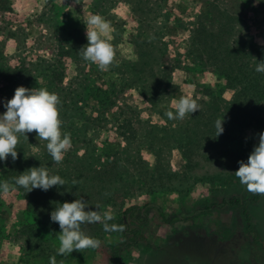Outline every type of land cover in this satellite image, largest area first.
<instances>
[{
	"label": "rangeland",
	"instance_id": "1",
	"mask_svg": "<svg viewBox=\"0 0 264 264\" xmlns=\"http://www.w3.org/2000/svg\"><path fill=\"white\" fill-rule=\"evenodd\" d=\"M7 1L12 20L0 21V74L19 67L29 72L0 93V115L20 86L58 94L62 132L71 134L72 148L50 169L88 164L83 172L90 178L116 164L108 185L112 194L99 210L111 211L109 224H118L132 205L152 204L185 218L233 196L249 203L246 214L238 207L216 208L174 224L148 209L146 242L124 250L118 264H264V195L248 192L234 175L264 133V101L256 125L234 128L224 146L194 147L201 112L235 94L194 58L191 46L193 23L212 0ZM236 2L244 7L250 39L264 50V0ZM92 14L112 28L109 42L118 66L108 71L79 54L88 44L84 23ZM163 65L169 80L162 79ZM181 96L196 98L201 111L169 120L165 114H175L171 101ZM27 135L18 143L25 147L19 151L24 165L40 157L47 142L35 132ZM9 162L0 161V176ZM60 197L49 191L43 210L55 211ZM96 225L99 248L60 256L59 234L39 223L22 194H0V264H50L53 256L57 264H110L121 234Z\"/></svg>",
	"mask_w": 264,
	"mask_h": 264
},
{
	"label": "trees",
	"instance_id": "2",
	"mask_svg": "<svg viewBox=\"0 0 264 264\" xmlns=\"http://www.w3.org/2000/svg\"><path fill=\"white\" fill-rule=\"evenodd\" d=\"M233 1L212 0L206 2L205 10L193 23L191 46L194 58L209 67L214 73L222 76L228 89L235 90L231 101L218 102L216 99L211 108L201 112L198 131L194 134V139L198 138L194 147L224 146V141L228 140V134L234 128L251 127L260 120L261 102L264 101V73H258L255 69L259 62H264V50L250 39V34H248L250 30L247 21L244 19L243 5L236 0ZM7 2V0H0V21L12 20V9L7 7ZM141 68L147 69V65L143 64ZM26 72H29L26 67L2 71L0 74V93L5 92L15 82V78L23 77ZM150 72L153 78L158 77L156 70H150ZM161 74L163 80L171 78L167 67L164 65ZM217 119L224 120V132L219 136L216 135L215 129ZM46 145L47 142H44L41 147L42 155L31 157L28 162H25L26 165L23 164L22 157L19 155L20 149L25 147L18 145V159L13 162L11 156L8 157L10 162L0 177L3 181L14 183V178L27 170L44 166L49 170L50 175H59L64 179L66 183L63 187L54 186L46 192L41 189H34L28 193L22 187L17 189L22 194L28 210L37 216L39 223L45 229L50 230L53 235H58L61 232L59 224L52 222L51 213L45 212L42 208L47 200L48 192L51 191L53 194L60 195L62 204L82 198L89 205L85 209L86 211L100 210L103 202L108 200L107 197L112 194L109 193L112 191L108 185L112 182V177L115 178L116 164L110 168L99 169L90 178H86L83 172L88 164L85 166L76 164L60 171L51 170L50 167L55 162L48 153ZM248 204L239 196H233L229 199H223L220 203L199 209L185 218H193L198 214L224 207H238L243 209L246 214ZM151 208L157 210L158 216L165 224H174L185 220L184 217L178 215L170 216L152 204H145L142 207L132 205L125 208L117 224L125 226V230L120 232L122 243L114 247L110 255V264H118L124 250L146 242V235L142 227L148 221L147 212ZM83 229L91 237L99 232L96 224L86 225Z\"/></svg>",
	"mask_w": 264,
	"mask_h": 264
},
{
	"label": "clouds",
	"instance_id": "3",
	"mask_svg": "<svg viewBox=\"0 0 264 264\" xmlns=\"http://www.w3.org/2000/svg\"><path fill=\"white\" fill-rule=\"evenodd\" d=\"M84 24L88 44L79 51L82 58L95 64L100 71H108L111 67L118 66L116 51L109 42V34L112 31L110 22L99 14H92ZM255 70L264 73V62H259ZM60 105L58 94L51 93L46 88L18 87L14 97L4 104L6 112L0 115V161L6 162L11 156L15 162L18 159L19 137L28 139L27 134L35 132L39 139L47 141V151L53 161L56 164L62 163L65 154L72 148V142L71 134L62 132ZM171 105L175 114L168 111L165 115L169 120L183 121L189 114L192 116L202 108L197 99L191 96H181L178 101L173 99ZM223 123V119H217L215 122L217 136L224 132ZM239 165L234 175L240 183L246 186L248 192L264 195V133L258 134V145L254 147L247 162L240 161ZM65 183L59 175H50L46 167H33L14 178V183L0 182V194L7 195L18 187L24 188L28 193L34 189L46 192L54 186L63 187ZM88 207L81 198L71 203L65 202L51 213V221L58 223L61 229L58 236L60 256L100 247L102 242L87 235L83 230L86 225L101 223L106 233L125 230L124 225L109 224V221L114 220L111 211L101 214L99 210L86 211ZM50 264H57L55 256L50 258Z\"/></svg>",
	"mask_w": 264,
	"mask_h": 264
}]
</instances>
